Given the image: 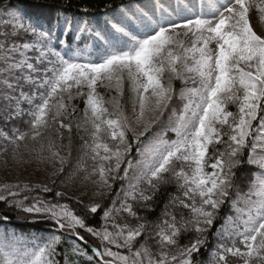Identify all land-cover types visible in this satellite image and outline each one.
Wrapping results in <instances>:
<instances>
[{
  "label": "snow or ice",
  "instance_id": "snow-or-ice-1",
  "mask_svg": "<svg viewBox=\"0 0 264 264\" xmlns=\"http://www.w3.org/2000/svg\"><path fill=\"white\" fill-rule=\"evenodd\" d=\"M253 10L264 24V0H208L199 12L178 4L170 12L162 8L159 16L122 7L106 16L104 29L90 27L87 19L78 22L73 40L80 41L87 33L100 44L94 55L86 48L58 49L56 45H65L66 40L57 37V25L46 27L19 15L0 21L5 29L0 32L2 115L6 122L28 117L24 121L27 131L14 127L9 135L0 129V138L12 145V158H17L21 142L39 141L38 158L58 163L60 167L51 174L58 175L67 157L60 155L52 133L63 140V130H67L69 143L59 147L67 148L70 155L75 121L76 131L83 129L89 137L84 148L85 157L93 162L91 171L84 164L79 170L86 173L85 180L99 177L92 181L98 189L94 196L106 194L100 189L110 191V180H127L129 169H139L134 182L122 188V199L117 194L103 209L99 203L84 206L93 215L102 210L99 227L90 226L84 216L58 201L37 196L25 205L29 197H18L21 191H32L29 184L0 185V201L25 213L39 214L52 221L56 231H67L85 244L79 230L98 239L99 246L91 249L93 255H87L79 245L72 248V255L85 256L91 264H193V253H198L206 241L202 234L212 226L234 187V170L248 149V163L262 170L254 174L258 178L248 194L255 199L247 201L246 213L231 232L217 230L218 235L228 232L226 239L232 243L217 245L212 264H229V257L236 258L235 264H264V31L255 30ZM72 31V21L65 17L62 34L67 37ZM21 33L32 40H12ZM174 79L185 84L189 79L194 81L192 87L180 90L185 101L180 114L173 112L176 122L170 131L176 138L159 137L133 165L125 158L133 143H141V137L161 121L173 100ZM125 83L132 93L131 117L121 103ZM98 88L114 90L115 95L105 99ZM77 98H84L85 105L78 120L74 115L77 106L72 103ZM24 104L28 107H22ZM230 104L237 106V112L228 110ZM44 151L50 155L43 156ZM125 163L123 175H119ZM169 177L182 196H172L161 214L163 219L152 225L133 205L150 208L149 202ZM142 184L147 187L142 188ZM36 187L44 192L52 190L47 184ZM63 195L55 193L57 198ZM232 206L235 208L236 201ZM175 209H187L189 215L180 212L177 219ZM122 214L137 224L118 222ZM151 228L155 231H148ZM189 231L197 234L196 239L180 245L181 235ZM60 241L56 234L25 240L5 232L0 236V264H61V257L64 264H71L68 250H58Z\"/></svg>",
  "mask_w": 264,
  "mask_h": 264
},
{
  "label": "rangeland",
  "instance_id": "rangeland-1",
  "mask_svg": "<svg viewBox=\"0 0 264 264\" xmlns=\"http://www.w3.org/2000/svg\"><path fill=\"white\" fill-rule=\"evenodd\" d=\"M207 2L208 0H201V3H198V0H156L150 5L139 7V9L147 11L150 15L151 14L160 15L161 14L160 11L162 8L167 9L170 12L172 9L176 8L177 5L179 4L181 6L186 5L193 12H199L201 10V6L206 4ZM204 10L207 11L206 8ZM16 15L24 17L25 20L28 19V17L20 9L9 8V11L1 12L0 21L10 20L13 16H16ZM251 16H252L251 22L254 24L255 30L257 32L264 31V24L260 23L259 17L255 13V10H253ZM33 22L36 23L35 20H33ZM4 30L5 29L3 27V24L0 23V32ZM74 34H75V31H74ZM0 39H3V37L0 36ZM12 40H14L17 43H24V42H30L32 38H29L28 34L21 33L20 35L13 37ZM29 55H35V53L30 52ZM185 75L187 76L189 74L185 73ZM172 84L174 88L173 100L170 103L169 108L165 111L163 117L161 118V121L158 124L154 125L152 129L148 133L145 134V136L141 137V143H133L131 152L133 153L136 152L137 153L136 156L132 157L131 155L132 153H130L125 158L126 160L131 159L133 161V165H135L137 161L141 160L142 158L141 153H144L145 155L147 154L148 150L152 148V146L154 145V143L157 141L159 137L163 136V138L167 140H174L176 138L175 134L172 131H170V128L173 127L176 122V118L173 115V112H175L176 115L180 114V112L183 109L184 103H185V101L180 98V90L185 87H192L194 85V81L189 79L187 81V84H185L179 79H174L172 81ZM25 91H28L27 87H25ZM97 91L101 92L105 96V99H109L110 97L115 95L114 90L106 91L104 88H98ZM80 101L82 102L83 98H77L72 101V103L75 104L78 109L77 112L74 114L77 120L83 116V110H81L78 107V104ZM121 103L124 106V110L126 114L129 117H131L132 107H133L132 93L127 83H125V86H124V94H123V97L121 98ZM2 105H3V102L0 101V111L2 110ZM22 106H24V108L28 107L27 104H24ZM228 110L235 113L237 112V106L235 104H230L228 105ZM65 123H67V121H65ZM256 123H258V120L253 122L254 125ZM14 127H17V125H14L13 128ZM134 127H137V131L141 130L139 126L134 125ZM63 131H64L63 140L56 139L55 133H52L53 139L56 140L57 147L59 148L60 155L67 157V162L64 164L63 172L58 173V175L56 176H52L51 175L52 172L55 169H58L60 165L58 163L54 164L53 162H50L48 160L39 159L38 156L40 154L38 150L40 148V142L26 140V141L21 142L20 147L16 150L17 158L15 160L12 158V155L11 157H6V156L2 157L0 154V176L4 177L5 179V177L9 174H11L10 176H14V175L20 176V173L24 172V175L22 174L20 177H24V178L33 177V181H35V179H38V181L40 182L42 180V181H45L46 183H50L51 185L53 184L52 183L53 180L55 182H60L59 181L60 179L62 180L61 182H64L65 185L72 188V193H70L72 195V196L70 195L71 197H75L77 201L80 200V201H85V202L87 200L97 201L100 198L110 197L111 191L115 188V183H116V187H118L120 191L118 193L119 197L120 199H122L124 196V192L122 191V188L127 189L128 184L130 182H134L135 176L138 174L139 169L136 168L135 166L129 169V178L127 180H120V179H117L115 181L110 180V183L112 184L111 190L109 191L107 189H100V191L105 192L106 194L99 196V197L94 196L93 193L96 192L98 189L92 181L97 180L99 177L93 176L90 180H85L84 177L86 173L84 171L79 170L81 165L84 164L88 168V170L91 171L93 162L91 159H88L87 157H85L86 150L84 148L85 141L89 140V137L87 133L83 131V129L77 132L75 128V121H73L71 152L69 155L67 148L59 147L61 144L68 145L69 143L68 138H67L68 137L67 130H63ZM128 135H129V141L131 142L132 141L131 133H129ZM5 142H6L5 144H7L8 147H10L11 144H9L6 140ZM44 142L47 143L46 138ZM136 146H138L139 152L137 151L138 149L134 151ZM7 151L12 152V145L10 148L7 149ZM209 151L211 152V148ZM246 152L248 153V149L244 150L242 156L240 157L241 164L234 170L237 175L238 168H240L242 163H244L243 167L240 170H238L240 171L238 176H235L234 187L229 190V196L225 199L224 204L221 205V207L218 209L217 217L214 220L212 226L207 230V232L202 234V236L206 237V239L209 238V241L207 242V246L209 245V252L211 254V257H212V253L217 250L218 244H227L231 246L232 240L226 239L228 232H231L233 226L235 224H238L242 215L246 213L247 208L249 207V204L247 203V201L249 199H255L254 196H249L248 194L251 190L254 179H257L258 177L248 175L247 173H249V171L252 170L253 168L257 169L259 171V174L261 173L262 170L257 165L248 163V155L246 156ZM42 155L47 157L50 155V153L48 151H44ZM256 157L257 158L260 157L259 151H257ZM85 161H86V164H85ZM2 162H4V164H2ZM124 167H126V163L121 165L119 175H123ZM5 169H7L8 171L7 170L4 171ZM208 170L211 171L210 168ZM141 187L143 188L147 186L142 184ZM166 189H169L168 195H167L169 196L168 197L169 199L172 196H182V193L177 189L176 183L171 180V177H169V182L161 184L159 187V190L156 192L152 201L149 202L150 208L144 207L138 204H134L133 205L134 209L137 212L141 209L144 211L152 210V205H155V202H156L155 199H157L158 194H160L162 191H166ZM65 199L67 200V198ZM233 201H236L235 208L232 206ZM82 204H84V206L87 205L84 202ZM117 205H119V200H117ZM75 206L77 208L76 209L77 212L79 213L83 212L81 211V209L77 207V205ZM82 208L84 210V213H86L87 211L85 207H82ZM224 209L226 213V218L225 220L222 221L219 229H227L228 232L221 231L219 235L218 234L212 235L211 233L208 234L209 232H211L213 227H215L216 223L218 222L217 219L219 217L221 218L220 213L221 211H224ZM169 210L173 211V209L171 208H169ZM174 211L176 212L178 219H179L178 215L180 212H183L185 217L189 215V212L187 209H175ZM125 215L127 216V214ZM139 216H141L140 213H139ZM127 218L128 220L126 222H128L129 224L135 223L137 221L128 216ZM190 232L194 237L197 236V234L194 231H190ZM97 240L98 239H96L95 241ZM237 246L243 248V246L240 245L238 241H237ZM235 259L236 258L229 257V264H235Z\"/></svg>",
  "mask_w": 264,
  "mask_h": 264
},
{
  "label": "trees",
  "instance_id": "trees-1",
  "mask_svg": "<svg viewBox=\"0 0 264 264\" xmlns=\"http://www.w3.org/2000/svg\"><path fill=\"white\" fill-rule=\"evenodd\" d=\"M137 1L140 0H0V15L1 12H6L9 10V8L13 9H20L23 11V13L28 17L36 22L42 23L46 27L57 25L56 27V35L60 40H66L65 45H56L58 49L62 50L67 47H71L73 49H84L86 48V52L93 54L95 53V50L100 47L99 42L93 40L91 37L86 36L87 33H83L81 35L80 41H74L73 36L74 31L77 28V24L82 19H87L89 22V26L97 29H104L105 28V19L106 16L110 17L113 12L117 11L118 9H121L122 7H129L136 5ZM111 6V7H109ZM88 9L87 12L84 11V9ZM67 17L69 20L72 21V27L73 31L70 32L67 37H65L62 34V30L64 26V18ZM29 38H32L30 35H28ZM55 43V42H54ZM84 98L83 101L79 102L78 107L83 110L84 109ZM232 106V105H231ZM230 106V107H231ZM24 107V106H22ZM26 108V107H25ZM232 108V107H231ZM233 109V108H232ZM28 119L27 116L23 117L19 120H14L11 122H6L2 115V110L0 111V129H2L4 132L11 134L13 126L17 125V127L21 131H27L28 125L24 122ZM259 119V118H258ZM22 123V124H21ZM5 140L0 138V154L1 156L11 157L12 152L5 151V147H8L7 144H5ZM138 149V146L135 147L134 151ZM132 157L136 156V152H131ZM249 153L246 152V156ZM4 164V162H2ZM244 163H242L241 167L238 168L240 170L243 167ZM5 169L4 171H6ZM237 170V175L240 171ZM8 171V170H7ZM8 174V173H7ZM24 175V172L20 173L21 175ZM248 175L254 176V174H259V171L255 168L249 171L247 173ZM11 174L7 175L4 179V177L0 176V185L3 184H29L32 186V191H21L20 196L18 199L23 200L24 196L27 195L29 197L28 200L24 201L25 205H29L33 203L32 197H39L46 201H53V202H59L62 204L69 205L73 211L77 215L84 216L86 223H88L90 226L99 227L101 224L100 216L102 215V210L98 211L97 214H90V213H84V210L82 207H84V204L77 203V200L75 197H71L72 195V188L68 187L64 184V182H61L62 180L59 179L60 182H55L54 184L46 183L45 181H38V179H35L33 181V177H20V176H10ZM47 181V180H46ZM48 182V181H47ZM41 184H47L48 187H50L52 190L51 192H44L40 188L36 187V185ZM59 191L62 192L64 195L62 198H57L55 196V193ZM169 189H166V191H162L160 194H158L157 199H155V205H152V210L144 211L139 210L138 212L141 214L142 217H144L150 224L155 225L156 223L160 222L162 217V212L165 210V205L169 204V196L168 195ZM119 188L116 187L111 191L110 197L107 198H100L99 200H87L86 202L83 201L86 204L91 203H99L103 208L109 207L112 204L113 199L117 198V194L119 193ZM71 195V196H70ZM70 197V198H69ZM67 198V200L65 199ZM11 200L12 198L9 197ZM81 209V213L77 212L76 206ZM154 206V207H153ZM80 211V210H79ZM138 213V215H139ZM90 214V215H89ZM123 215V219L119 220L118 222L124 223L128 220L127 216L125 214ZM221 218L219 217L217 220L215 227L209 232L208 234L216 235L217 230L221 226V223L226 218L225 209L224 211H221L220 213ZM4 216H7L8 219L5 221L3 219ZM179 216V215H178ZM178 219V218H177ZM9 221V222H8ZM221 221V222H219ZM128 223V222H127ZM137 224V221L135 223H130V225L135 226ZM80 234L85 237V240L87 243H83L81 241L76 240L74 237H70L67 231H56L55 226L52 221L44 219L39 214L34 213H25L21 211L20 209H17L15 207H11L9 204L0 201V236H2L3 233L7 232L8 234H16L19 237H22L25 240H31L34 237H48L52 234L60 235L61 241L58 245V250L63 251L65 249L68 250L69 256L68 260L71 262V264H91L85 256H75L72 255V248L74 245H79L84 250H86L87 255H93L91 249L94 246H99L100 241H95V237L91 236L90 234H87L83 230H79ZM148 231L154 232L155 229L151 228L148 229ZM210 236V235H209ZM196 237H194L191 232L183 233L179 239L180 245H188L190 242L195 240ZM209 241V238L206 239L203 246L200 247V250L198 253H193L192 260L193 264H212V257L209 252V245L207 246V242ZM150 244L153 243V241H149ZM113 250H116L113 248ZM124 251V250H121ZM61 264H64L63 258H60ZM94 260L98 261V257H94Z\"/></svg>",
  "mask_w": 264,
  "mask_h": 264
}]
</instances>
